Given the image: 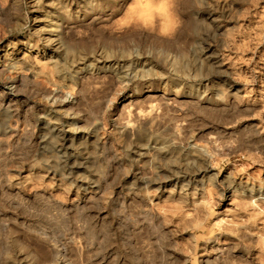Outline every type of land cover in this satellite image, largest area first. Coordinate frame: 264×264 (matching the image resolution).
Returning <instances> with one entry per match:
<instances>
[{
  "label": "rangeland",
  "instance_id": "obj_1",
  "mask_svg": "<svg viewBox=\"0 0 264 264\" xmlns=\"http://www.w3.org/2000/svg\"><path fill=\"white\" fill-rule=\"evenodd\" d=\"M0 264H264V0H0Z\"/></svg>",
  "mask_w": 264,
  "mask_h": 264
},
{
  "label": "bare ground",
  "instance_id": "obj_2",
  "mask_svg": "<svg viewBox=\"0 0 264 264\" xmlns=\"http://www.w3.org/2000/svg\"><path fill=\"white\" fill-rule=\"evenodd\" d=\"M166 15L168 16V14L165 13L164 16L166 17ZM164 19H165V18H164Z\"/></svg>",
  "mask_w": 264,
  "mask_h": 264
}]
</instances>
